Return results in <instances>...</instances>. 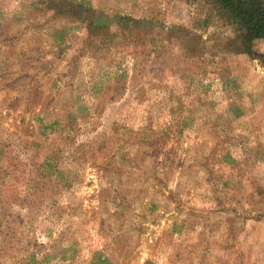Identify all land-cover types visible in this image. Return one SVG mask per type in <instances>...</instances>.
<instances>
[{
  "label": "rangeland",
  "instance_id": "rangeland-1",
  "mask_svg": "<svg viewBox=\"0 0 264 264\" xmlns=\"http://www.w3.org/2000/svg\"><path fill=\"white\" fill-rule=\"evenodd\" d=\"M87 1L0 0V264H264V39Z\"/></svg>",
  "mask_w": 264,
  "mask_h": 264
},
{
  "label": "trees",
  "instance_id": "trees-1",
  "mask_svg": "<svg viewBox=\"0 0 264 264\" xmlns=\"http://www.w3.org/2000/svg\"><path fill=\"white\" fill-rule=\"evenodd\" d=\"M46 1L50 9H54L57 13H67L75 19H89L94 16L95 8L87 0ZM209 5L217 16L228 21L235 29V41L238 44L235 49H232L250 57L259 56L253 49V42L257 39H264V0H209ZM89 20V26L92 28V20ZM135 23L138 24L139 20ZM225 47L228 46L225 45ZM121 77L122 75L118 74V78L121 79ZM45 165H50L48 159L41 163L42 167ZM34 260L32 255V261Z\"/></svg>",
  "mask_w": 264,
  "mask_h": 264
}]
</instances>
